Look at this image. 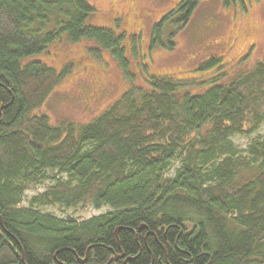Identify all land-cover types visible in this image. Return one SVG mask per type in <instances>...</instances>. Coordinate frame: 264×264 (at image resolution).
Returning <instances> with one entry per match:
<instances>
[{"label": "trees", "instance_id": "1", "mask_svg": "<svg viewBox=\"0 0 264 264\" xmlns=\"http://www.w3.org/2000/svg\"><path fill=\"white\" fill-rule=\"evenodd\" d=\"M199 1L161 13L149 51L174 47L163 25L184 24ZM94 10L88 0H0V264H264V135L244 154L229 137L264 118V54L228 76L235 63L208 56L194 67L216 71L205 84L164 72L134 86L121 53L130 87L83 123H53L43 103L74 65L33 56L84 37L120 52L121 33L86 23ZM46 169L52 183L21 204ZM36 203L110 208L77 220Z\"/></svg>", "mask_w": 264, "mask_h": 264}, {"label": "rangeland", "instance_id": "2", "mask_svg": "<svg viewBox=\"0 0 264 264\" xmlns=\"http://www.w3.org/2000/svg\"><path fill=\"white\" fill-rule=\"evenodd\" d=\"M88 2L95 10L88 15L86 23L106 26L116 34L121 33L119 43L123 46L120 52L114 51L91 38L84 37L75 41L58 40V43L54 41L48 47L50 56L47 51L42 52V56L41 54L33 56L39 59L42 57L41 59L49 64H54L55 59L61 60L62 63L70 59L74 65L43 103L42 108L47 111L53 123L66 121L83 123L130 87L129 75L120 69L121 61L118 56L121 53L124 62H126L124 55L128 58L127 72L132 71L134 74L135 78L131 77L134 86L141 83L140 79L144 74L164 72H172L181 79L192 76L194 81H202L201 84H205L212 79L216 71L206 69L197 72L194 67L208 56L221 55V58L227 61L225 68H230V64L235 63L227 71L232 72H226L228 76L243 67L250 68L264 54V0H235L227 6H224L221 0H200L184 24L174 27L168 24L169 29L166 28V23L163 25L164 35L167 30H171L170 36L174 47L168 50L159 46L150 51L147 48L150 26L177 0H88ZM118 16L121 17L120 27H111V18L120 19ZM133 49L135 53L132 52ZM189 70L191 72H188ZM221 73L223 77L225 71L218 74L219 79ZM146 80L147 78L143 83H146ZM98 87L100 92H93V89ZM196 87L195 84L188 85L190 91H196ZM263 135L264 118L253 132L233 134L229 137L234 147L244 154L243 149L250 140ZM177 165L178 161L175 160L167 173L172 174ZM54 173V170L46 169L44 179L29 183L24 190L21 204L27 205L31 197L37 196L51 184ZM35 206L43 212L59 217L70 216L77 220L110 208L108 205L94 207L91 203H78L69 207L58 203H36Z\"/></svg>", "mask_w": 264, "mask_h": 264}]
</instances>
